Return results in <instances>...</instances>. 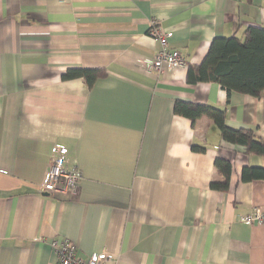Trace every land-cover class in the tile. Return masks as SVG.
Wrapping results in <instances>:
<instances>
[{
	"label": "crops",
	"instance_id": "1",
	"mask_svg": "<svg viewBox=\"0 0 264 264\" xmlns=\"http://www.w3.org/2000/svg\"><path fill=\"white\" fill-rule=\"evenodd\" d=\"M152 22L184 66L147 67ZM248 26L264 28V0H0V264H58L57 239L105 264H264V224L238 220L264 210V179H240L264 157L174 112L220 108L264 138V91L228 94L193 70ZM70 68L103 74L89 86ZM55 144L81 173L65 196L39 192ZM217 157L232 163L224 192Z\"/></svg>",
	"mask_w": 264,
	"mask_h": 264
},
{
	"label": "trees",
	"instance_id": "2",
	"mask_svg": "<svg viewBox=\"0 0 264 264\" xmlns=\"http://www.w3.org/2000/svg\"><path fill=\"white\" fill-rule=\"evenodd\" d=\"M193 70L197 74L196 79L218 83L228 94L235 91L254 97L260 96L264 91V28L248 26L241 38L233 35L213 39L204 60ZM102 74V70L98 69L70 68L62 77L64 79L83 77L91 86ZM174 112L187 117L192 123L202 116L209 117L218 127L223 140L243 146L248 155L264 157V138H258L253 130L227 126L223 109L176 102ZM193 149L198 150L195 146ZM214 165L224 180L212 181L210 188L224 192L229 188L232 163L230 160L217 157ZM240 179L245 182L264 179V165L244 166Z\"/></svg>",
	"mask_w": 264,
	"mask_h": 264
},
{
	"label": "built area",
	"instance_id": "3",
	"mask_svg": "<svg viewBox=\"0 0 264 264\" xmlns=\"http://www.w3.org/2000/svg\"><path fill=\"white\" fill-rule=\"evenodd\" d=\"M149 35L161 45L160 50L146 61L149 69L161 72L163 64L171 67L185 65V61L179 51L169 49L166 46L170 34L162 32L155 22H152ZM50 151V160L39 185V192L63 196L76 192L81 173L77 168L67 167L68 149L63 145L55 144ZM238 220L245 225H262L264 224V210L254 208L250 213L239 216ZM51 246L55 252L58 264H105L114 259L107 252H93L86 259H81L76 255V246L68 239L53 240Z\"/></svg>",
	"mask_w": 264,
	"mask_h": 264
}]
</instances>
